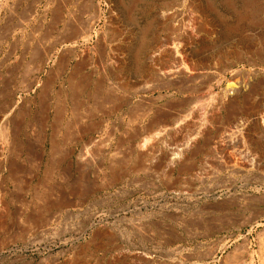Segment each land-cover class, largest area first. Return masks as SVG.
<instances>
[{"label": "rangeland", "instance_id": "374dc122", "mask_svg": "<svg viewBox=\"0 0 264 264\" xmlns=\"http://www.w3.org/2000/svg\"><path fill=\"white\" fill-rule=\"evenodd\" d=\"M185 1L0 0L1 99L78 32L116 77L94 66L113 122L77 154L89 171L53 153L0 185V264H264V0Z\"/></svg>", "mask_w": 264, "mask_h": 264}, {"label": "crops", "instance_id": "0c3cea01", "mask_svg": "<svg viewBox=\"0 0 264 264\" xmlns=\"http://www.w3.org/2000/svg\"><path fill=\"white\" fill-rule=\"evenodd\" d=\"M87 36L88 32H78L76 35L63 37L67 43L50 50V55L42 61L39 69L32 66L31 71L30 50L27 60L22 59L23 62H28V66L30 64L29 72L20 77L19 85L5 89L4 98H0V136L7 139V144L0 143V185L30 186L38 183L33 180L38 176L37 165H51L53 159L50 154L53 153L69 154L67 159L71 156L70 160L75 159L79 168L89 171V166H83L77 154L84 153L91 146L94 137L100 135L102 127L113 122L102 118L101 79L94 77V66L105 69L104 90L112 87L115 91L116 77L108 75L113 64L107 53L102 55L100 50L97 56L93 51L74 43ZM7 68L10 69V76L17 81V67L12 64ZM71 75L74 77L71 78ZM79 78L84 79L85 84L83 80L79 82ZM124 80V89L129 90L131 108L132 86L127 74ZM15 81L13 80L14 83ZM72 81L74 85L69 84ZM74 96L77 102L73 99ZM113 99H116V94ZM94 123L96 124L92 126ZM58 138L61 139V144ZM82 175L85 176L84 171Z\"/></svg>", "mask_w": 264, "mask_h": 264}, {"label": "bare ground", "instance_id": "6f19581e", "mask_svg": "<svg viewBox=\"0 0 264 264\" xmlns=\"http://www.w3.org/2000/svg\"><path fill=\"white\" fill-rule=\"evenodd\" d=\"M133 1V0H132ZM168 1V0H167ZM181 1V0H180ZM185 0H183V2H184ZM224 2H226V4H230V1L229 0H223ZM241 1V4H255V3H253L254 2V0H240ZM178 4H181V3H179L178 1H176ZM186 2V1H185ZM191 2V1H190ZM177 3H176V5H177ZM96 4V3H95ZM173 5V4H172ZM179 8V7H178ZM247 10V9H246ZM166 11H167V9H166ZM165 11V12H166ZM185 14V13H184ZM174 16H175V14H174ZM241 16H243V15H241ZM163 17V16H162ZM240 18H242V17H240ZM177 19V18H176ZM243 19V18H242ZM241 20V19H240ZM180 21V20H179ZM197 21V20H196ZM181 22V21H180ZM174 26H176V25H174ZM148 27V26H147ZM192 27H194V26H192ZM236 27V26H235ZM177 28H179V27H177ZM181 28H183V30L185 31V29H184V27L182 26ZM180 28V29H181ZM195 28V27H194ZM165 29V28H164ZM172 29V28H171ZM174 30V28L171 30V31H173ZM207 30V29H206ZM235 30V29H234ZM181 31H182V29H181ZM196 31V30H195ZM176 32L178 33H180V31H177L176 30ZM183 32V31H182ZM181 32V35H183V33ZM172 33V32H171ZM172 35V34H171ZM176 35H179V34H175L174 33V37L176 36ZM185 35L187 36V33L185 32ZM189 35V34H188ZM179 37V36H178ZM173 38V37H172ZM177 38V37H176ZM175 38V39H176ZM185 38V37H184ZM183 39V38H182ZM177 40V39H176ZM175 40V41H176ZM187 40H188V38H187ZM186 40V41H187ZM190 40H191V38H190ZM173 41V40H172ZM175 41H174V43H175ZM177 42H179V41H177ZM176 42V43H177ZM181 42V41H180ZM171 43V42H170ZM174 43H172L171 44V46H172V49H175L177 46L174 44ZM185 43V42H184ZM188 44H190V41L189 42H187ZM178 44V46H180L179 44H182V42L181 43H177ZM186 44V43H185ZM167 45V44H166ZM166 45H164V46H166ZM173 45H175L174 47L175 48H173ZM193 45V44H192ZM161 46V45H160ZM181 46H183V44L181 45ZM180 46V47H181ZM188 46V45H187ZM213 46V45H212ZM258 46V45H257ZM168 47L170 48V46L168 45ZM184 48H186L185 46H183ZM183 47H181L182 48V50H183ZM189 47H191V46H189ZM114 49V48H113ZM187 49V48H186ZM102 50V49H101ZM160 50V49H159ZM176 50H178V49H176ZM191 50H192V47H191ZM85 51V50H84ZM97 51V50H96ZM103 51V50H102ZM179 51V50H178ZM180 51H181V49H180ZM184 51H185V49H184ZM200 51V50H199ZM205 51V50H204ZM82 52V51H81ZM101 52V51H100ZM188 52V51H187ZM191 52V51H190ZM193 52V51H192ZM197 52V51H196ZM208 52H209V50H208ZM240 52V51H239ZM238 52V53H239ZM164 53H167L166 51H164ZM175 53H176V55L175 56H177V58H179L180 59V57H182L184 54H182V56H181V54H180V52H177V51H175ZM182 53H183V51H182ZM189 53V52H188ZM187 53V54H188ZM202 53H203V51H202ZM207 53V52H206ZM224 53V52H223ZM186 54V53H185ZM199 54V53H198ZM197 55V54H196ZM207 55V54H206ZM205 55V56H206ZM208 55H210V54H208ZM107 56V55H106ZM201 56V55H200ZM91 57V56H90ZM110 58V57H109ZM176 58V59H177ZM175 59V58H174ZM175 59V60H176ZM182 59V58H181ZM205 59V58H204ZM237 59V58H236ZM175 60H173V61H175ZM210 60V59H209ZM238 60H240V59H238ZM250 60V59H249ZM179 61V60H178ZM203 61V60H202ZM84 62V61H83ZM82 61H81V63H83ZM176 62V61H175ZM175 62H173V63H175ZM1 63V62H0ZM215 63V62H214ZM186 63H183L182 61H181V63H176L175 65L173 64V65H171V66H174V68H172V69H170V72H173V71H176V72H178L179 70H180V67H181V69H182V66H184ZM187 65V64H186ZM191 65V64H190ZM1 66V65H0ZM12 68V67H11ZM186 68V67H185ZM188 68V67H187ZM57 69V68H56ZM14 70V69H13ZM160 70V69H159ZM184 70V69H183ZM186 70V69H185ZM188 70V69H187ZM16 71V70H15ZM205 71V70H204ZM161 72V71H160ZM170 72H169V74H170ZM180 72V71H179ZM74 73H76V72H74ZM167 74H168V72H167ZM166 74V71H165V75H167ZM172 74V73H171ZM173 75V74H172ZM204 75V74H203ZM73 75H71V78H73L72 77ZM70 77V76H69ZM82 77V76H81ZM70 78V79H71ZM193 78V77H192ZM76 80V79H75ZM83 80V83H84V79H80L79 78V82H81ZM177 80V79H176ZM31 81V80H30ZM74 81H72L71 83L69 82V84L71 85L72 83H73ZM76 83H77V81H75ZM79 82L77 83V85L79 84ZM86 82V81H85ZM126 83V82H125ZM167 83V82H166ZM85 84V83H84ZM72 85H74V84H72ZM83 85V84H82ZM100 85V84H99ZM69 87V86H68ZM75 87V86H74ZM44 88H45V86H44ZM43 88V89H44ZM78 88V87H77ZM76 89V88H75ZM80 89H81V86H80ZM98 89H100V88H98ZM72 91V90H71ZM75 91V90H74ZM77 91V90H76ZM80 91V90H79ZM97 91V90H96ZM98 92V91H97ZM69 95H70V92L68 93ZM71 94H74V93H72L71 92ZM95 94H96V92H95ZM100 95V94H99ZM73 96V95H72ZM77 96V95H76ZM98 95L96 94V97H97ZM69 97V96H68ZM95 98V97H94ZM73 99H75V101L77 100V98H75V96H74V98ZM45 101H47V100H45ZM77 102V101H76ZM72 103V102H71ZM75 103V102H74ZM87 103V102H86ZM95 103V102H94ZM73 104V103H72ZM81 105V104H80ZM75 106V105H74ZM63 107V106H62ZM64 108V107H63ZM61 109V108H60ZM75 110H76V108H74ZM73 110V109H72ZM74 110V111H75ZM62 111V110H61ZM56 114H57V110H56ZM59 114V113H58ZM57 114V115H58ZM64 114V113H63ZM60 115H62V114H60ZM85 115V114H84ZM22 116V115H21ZM29 116V115H28ZM59 116V115H58ZM34 117V116H33ZM43 118V117H42ZM56 120V119H55ZM57 121V120H56ZM255 122H256V124L258 125H260V120L258 119V118H256L255 119ZM17 123V122H16ZM263 124H264V122H262ZM261 123V124H262ZM96 123H94L92 126H94ZM91 125V124H90ZM14 127V126H13ZM20 127V126H19ZM66 127V126H65ZM88 127V126H87ZM261 127V129H263L264 130V128L262 127V126H260ZM56 128V127H55ZM6 129V128H5ZM72 129V128H71ZM86 130V129H85ZM6 131V130H5ZM89 132V131H88ZM156 132V131H155ZM240 132V131H239ZM159 134V132H156L155 133V135H158ZM9 135V134H8ZM161 135V134H160ZM163 135V134H162ZM229 135V134H228ZM229 136H233V135H229ZM77 137V136H76ZM92 138V137H91ZM158 139V138H157ZM190 139H192V138H190ZM195 139V138H194ZM146 140V139H145ZM144 141V140H143ZM241 141V144H242V148L240 149V155H241V157L244 159V161H247V162H249V164L252 166L253 164H255L256 166L259 164V161H258V159L256 158H253V154L251 153V151L247 148V145L245 144V142L246 141H244L243 139H241L240 140ZM239 141V142H240ZM89 142V141H88ZM146 142V141H145ZM142 143V142H141ZM144 143V142H143ZM183 144H185V143H183ZM142 145V144H141ZM184 148H186V145H180V147L178 148V150H182L181 152H182V154H183V150H184ZM170 149H172V148H170ZM8 150V149H7ZM181 152H179V153H181ZM173 154H178L177 152L176 153H173ZM177 157H181V155L179 154V155H176ZM175 156V157H176ZM221 156V155H220ZM176 157V158H177ZM257 157V156H256ZM171 158H174L173 156L171 157ZM248 164V165H249ZM86 191V190H85ZM8 209V208H7ZM181 255V254H180ZM245 255V254H244ZM243 259V258H242ZM242 261V260H241ZM225 262V261H224ZM245 263V262H244ZM235 264V263H234ZM240 264V263H239Z\"/></svg>", "mask_w": 264, "mask_h": 264}]
</instances>
